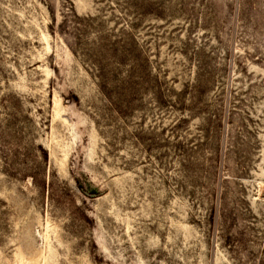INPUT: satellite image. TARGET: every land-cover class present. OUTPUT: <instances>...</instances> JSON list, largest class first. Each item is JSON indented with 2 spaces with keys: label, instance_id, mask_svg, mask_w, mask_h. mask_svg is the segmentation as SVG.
<instances>
[{
  "label": "rangeland",
  "instance_id": "374dc122",
  "mask_svg": "<svg viewBox=\"0 0 264 264\" xmlns=\"http://www.w3.org/2000/svg\"><path fill=\"white\" fill-rule=\"evenodd\" d=\"M0 264H264V0H0Z\"/></svg>",
  "mask_w": 264,
  "mask_h": 264
}]
</instances>
